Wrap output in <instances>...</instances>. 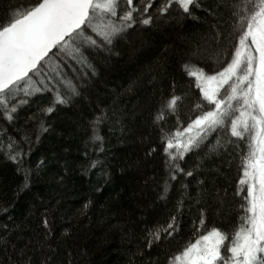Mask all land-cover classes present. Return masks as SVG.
<instances>
[{
  "label": "trees",
  "instance_id": "obj_1",
  "mask_svg": "<svg viewBox=\"0 0 264 264\" xmlns=\"http://www.w3.org/2000/svg\"><path fill=\"white\" fill-rule=\"evenodd\" d=\"M41 1L0 0V25ZM243 3L194 0L185 12L176 0H118L115 16L98 12L83 25L98 44L97 24L120 27L110 43L77 40L76 59L55 49L32 87L0 103V264H175L213 230L227 237L221 255L231 257L225 249L248 216L240 181L254 130L249 122L233 135L239 97L221 123L184 130L216 110L190 73L228 66ZM178 130L182 143L194 138L187 151L167 148Z\"/></svg>",
  "mask_w": 264,
  "mask_h": 264
},
{
  "label": "snow or ice",
  "instance_id": "obj_2",
  "mask_svg": "<svg viewBox=\"0 0 264 264\" xmlns=\"http://www.w3.org/2000/svg\"><path fill=\"white\" fill-rule=\"evenodd\" d=\"M193 2L194 0H176L185 12L189 11ZM127 4L132 5L133 0H127ZM168 6L170 5H166L164 11H167ZM117 7L118 0H42L32 10L10 19L6 25H0V96L5 98L0 100V103L6 105V98L19 91L22 84L25 91L32 87V76L40 74L41 61H45V57L54 48L76 59L77 56L83 57L80 48L74 43L77 40H83L96 47L110 43L113 35L121 30L117 25L105 22L94 27L100 44L93 37L84 36L82 26L86 22L92 26V18L98 12L115 16ZM134 10L133 8L126 12L123 19L131 20ZM234 15L238 17L241 34L239 47L228 66L211 77H204L196 72L190 73L203 81L198 86L201 87L205 98L216 105V110L198 117L184 131L192 132L194 128H201L206 123L210 127L221 123L225 115L222 109L230 108L232 101L239 97L243 110L240 112V118L232 122L233 135H242L237 131L238 125L248 130L249 121L252 122L251 128L254 130V146L244 170L247 179L240 181L242 185L248 184L246 226L240 228L231 246L225 249L231 253L230 258L226 259L221 255V245L227 237L218 230H213L176 256L174 259L178 264H217V261H221V264H264V0H244L240 12ZM144 23H149V20ZM56 71L58 73L59 65ZM229 81L233 82L230 85L231 93L226 99H218L219 87ZM240 85L245 87L241 88ZM176 99L169 101V108L175 106ZM56 102L65 103L59 93ZM11 110L15 111V108ZM52 110L48 109L49 112ZM182 135L178 130L173 139L167 141V148H183L187 151L194 143V138L189 137L187 143H182L179 139ZM173 140L176 143H173ZM172 228L173 225L169 224L163 231L171 235L169 229ZM151 235L154 240L160 239V231Z\"/></svg>",
  "mask_w": 264,
  "mask_h": 264
},
{
  "label": "rangeland",
  "instance_id": "obj_3",
  "mask_svg": "<svg viewBox=\"0 0 264 264\" xmlns=\"http://www.w3.org/2000/svg\"><path fill=\"white\" fill-rule=\"evenodd\" d=\"M202 75H203V74H202ZM216 75H217V74H216ZM216 75H211V76H216ZM203 76H204V77H211V76H207V75H203ZM198 80H199V79H198ZM199 82H200V84L203 83V81H201V80H199ZM222 86H223V85H222ZM222 86H221V87H222ZM221 87H219V91H220ZM219 91H218V92H219ZM217 98H218V94H217ZM249 122H250V124L252 123L251 121H249ZM246 179H247V178H246ZM199 239H200V238H199ZM199 239H198V240H199ZM175 264H178V262L176 261Z\"/></svg>",
  "mask_w": 264,
  "mask_h": 264
},
{
  "label": "water",
  "instance_id": "obj_4",
  "mask_svg": "<svg viewBox=\"0 0 264 264\" xmlns=\"http://www.w3.org/2000/svg\"><path fill=\"white\" fill-rule=\"evenodd\" d=\"M41 2H42V1H41ZM41 2H40V3H41ZM38 5H39V4H38ZM38 5H37V6H38ZM82 27H83V26H82ZM54 50H55V48L52 50V52H53ZM52 52H50L49 55H50ZM49 55H48V56H49ZM48 56H47V57H48ZM47 57H45V59H46ZM41 62H42V61H41ZM30 74H31V73H30ZM30 74H29V75H30Z\"/></svg>",
  "mask_w": 264,
  "mask_h": 264
}]
</instances>
